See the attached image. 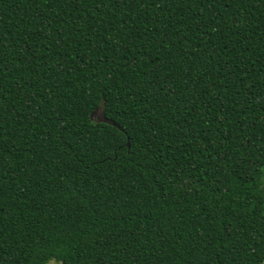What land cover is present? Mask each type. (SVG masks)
<instances>
[{
  "label": "trees",
  "instance_id": "trees-1",
  "mask_svg": "<svg viewBox=\"0 0 264 264\" xmlns=\"http://www.w3.org/2000/svg\"><path fill=\"white\" fill-rule=\"evenodd\" d=\"M52 259L264 264V0H0V264Z\"/></svg>",
  "mask_w": 264,
  "mask_h": 264
},
{
  "label": "rangeland",
  "instance_id": "rangeland-1",
  "mask_svg": "<svg viewBox=\"0 0 264 264\" xmlns=\"http://www.w3.org/2000/svg\"><path fill=\"white\" fill-rule=\"evenodd\" d=\"M92 118L95 120H102V115H101V110L100 108H98L93 114H92ZM47 264H59L56 260L52 259L49 260V262Z\"/></svg>",
  "mask_w": 264,
  "mask_h": 264
},
{
  "label": "water",
  "instance_id": "water-1",
  "mask_svg": "<svg viewBox=\"0 0 264 264\" xmlns=\"http://www.w3.org/2000/svg\"><path fill=\"white\" fill-rule=\"evenodd\" d=\"M99 108H100V110H101L102 120H107V119H104V117H103L102 107L100 106Z\"/></svg>",
  "mask_w": 264,
  "mask_h": 264
}]
</instances>
